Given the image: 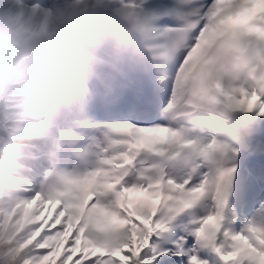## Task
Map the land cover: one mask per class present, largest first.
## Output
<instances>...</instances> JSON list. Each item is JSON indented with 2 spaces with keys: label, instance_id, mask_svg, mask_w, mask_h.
<instances>
[{
  "label": "snow or ice",
  "instance_id": "1",
  "mask_svg": "<svg viewBox=\"0 0 264 264\" xmlns=\"http://www.w3.org/2000/svg\"><path fill=\"white\" fill-rule=\"evenodd\" d=\"M95 3L135 18L148 51L80 108L33 119L22 90L0 99V264H264V67L229 87L207 71L264 37V0ZM47 7L0 0L41 26Z\"/></svg>",
  "mask_w": 264,
  "mask_h": 264
},
{
  "label": "clouds",
  "instance_id": "2",
  "mask_svg": "<svg viewBox=\"0 0 264 264\" xmlns=\"http://www.w3.org/2000/svg\"><path fill=\"white\" fill-rule=\"evenodd\" d=\"M26 2L10 0L13 6ZM46 12L51 22L43 26L35 18L21 23L0 13V48L10 52L0 58V99L10 89L22 90L33 119L58 105L80 108L86 90L91 98H102L116 79L110 69L148 51L147 31L123 12L105 11L89 0H48ZM237 51L238 45L225 50L208 67L209 76L225 87L238 84L247 73ZM205 108L216 106L206 103ZM219 111L224 127L244 119L240 113Z\"/></svg>",
  "mask_w": 264,
  "mask_h": 264
},
{
  "label": "rangeland",
  "instance_id": "3",
  "mask_svg": "<svg viewBox=\"0 0 264 264\" xmlns=\"http://www.w3.org/2000/svg\"><path fill=\"white\" fill-rule=\"evenodd\" d=\"M44 3L47 4L48 3V0H44Z\"/></svg>",
  "mask_w": 264,
  "mask_h": 264
}]
</instances>
